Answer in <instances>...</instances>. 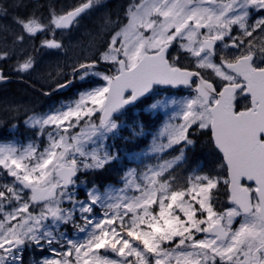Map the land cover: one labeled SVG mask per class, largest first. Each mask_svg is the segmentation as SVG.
<instances>
[{"label":"snow or ice","instance_id":"snow-or-ice-1","mask_svg":"<svg viewBox=\"0 0 264 264\" xmlns=\"http://www.w3.org/2000/svg\"><path fill=\"white\" fill-rule=\"evenodd\" d=\"M106 7L81 0L45 23L39 5L0 0V37L11 45L0 61L22 51L17 72L34 71L25 44L48 32L40 47L63 51L56 31ZM101 20L91 40L102 49L70 74L49 73L54 90L79 80L76 98L44 113L23 108L32 139L0 143V264H264V0H127ZM162 86L193 94L150 104L178 107L118 185L81 193L82 177L121 160L110 141L125 110ZM205 136L222 174L181 177Z\"/></svg>","mask_w":264,"mask_h":264},{"label":"rangeland","instance_id":"rangeland-1","mask_svg":"<svg viewBox=\"0 0 264 264\" xmlns=\"http://www.w3.org/2000/svg\"><path fill=\"white\" fill-rule=\"evenodd\" d=\"M6 2L8 0H5ZM13 1V0H12ZM16 2V0H14ZM118 1V6L116 9V13L121 12V10L124 8V6L127 4V0H117ZM80 3L78 0H59V9L63 11L66 7H72L76 4ZM106 10H92L93 12H90L87 14L85 19L79 21V24L76 25L74 28L71 30L67 31L65 36L61 38L60 41H62L65 44V50L60 51V50H55V49H46V48H41L38 43L35 40H30V46H29V53L32 55L34 49H38V51L42 52L43 57L39 58L37 56H34L36 59V68L35 70H38L36 73L34 71L30 72H18L19 75L27 74L29 76H32L33 78L35 75H38L39 79L43 80L46 79L49 83L46 86L54 85V81L50 78L49 73H53L54 71L58 69H63L65 72L66 68H71L72 64L78 60L81 59L82 57H92L93 55H96L98 50L102 49L103 47V42L100 40L95 41L94 43L91 40V37L95 34V32L100 28L102 20L101 18L107 13V7L105 8ZM48 20V19H47ZM46 20V21H47ZM2 37H0V41H2ZM29 45V44H28ZM27 47H24L26 49ZM22 51H17V57H16V62L13 64H10L13 68V70L17 71V62L18 59L21 55ZM6 66V65H5ZM62 78V77H61ZM78 82V85L76 89L71 93V95L67 96H62L59 98L51 99V98H44L43 102V109L40 111H36L39 113H44L49 111L52 108L59 107L62 103H68L71 102L73 99L76 98L78 92L81 90V82L79 80H76ZM25 90V88H23ZM28 90V96L24 97L30 98L34 97L35 98V93L31 92L29 89ZM25 94V93H24ZM191 90L189 89H161L160 94L156 97H153L150 99L149 102H144L142 103L139 107H134L126 112L120 117V120L122 122V131H121V136L117 137L116 140L110 141V143H115L116 141L118 142V139L126 140L124 138H128L132 136L133 132H140V126L143 125V134L142 135H137L135 138L137 139L138 143L142 145L145 141H149L146 145L139 147L138 150L134 151H128L125 150L124 155L126 156L125 158L127 159V164L125 167L121 170L120 175H122L123 171H125L128 167H135L136 163L133 159L132 156L133 154H140L142 152H146L148 147L152 143V137L156 135L160 129L163 126V123L169 119L170 115L174 114L175 109L178 106H173L169 105L167 108H157L154 110H150L149 105L152 103H155L156 100H180L182 97H187L191 95ZM16 98L14 96H8L4 94H0V129H1V134H4L0 138V143H8V142H15L17 144H24L27 143L32 139V132L24 131V134L15 133L13 135L8 134L9 128H7V132H5V126L7 120H11L12 118L15 117H20L18 116L19 113H23V108H31L35 105V102L31 101V105H28L26 102H18L15 101ZM37 107L40 106V101H37L36 103ZM19 109V111H17ZM147 113L148 119L146 122V126L143 121L139 120L140 115H143ZM142 117V116H141ZM12 124L11 130L16 131V127H13ZM9 127V126H8ZM126 130V132H124ZM13 137V138H11ZM16 137V138H14ZM206 139L205 137H202L200 139V144L198 143V147L204 151V154L208 156L210 159V163L207 165L204 159L203 152H200L198 157L196 158V155H194L195 148H192L190 151L187 152V162L184 164L183 168L186 167L187 163H191L190 167L186 169L183 172V177L184 176H191L194 172H200L203 170V172H209L213 171L216 173H221L222 174V169L219 167L220 165V158L218 155L211 153V151H206L205 147L203 146L204 140ZM132 145L135 146V139L132 141ZM137 145V144H136ZM118 147V146H117ZM123 149L120 150L121 154V159L123 158ZM147 160V157H145ZM205 163V164H204ZM123 166V164H121ZM96 175H90L86 177H82V180L85 181L84 185L80 186L79 191L83 193L85 191V186L90 185L91 183H95L97 185H100L96 181ZM10 179V178H9ZM120 183V180L116 182H108L106 184H102V186H106L109 184L112 185H118ZM83 198V196H81ZM223 199V197H221ZM69 236L73 239H78L82 238V234L69 231ZM29 255H39V253H30ZM43 255H52V253H49L45 251Z\"/></svg>","mask_w":264,"mask_h":264},{"label":"flooded vegetation","instance_id":"flooded-vegetation-1","mask_svg":"<svg viewBox=\"0 0 264 264\" xmlns=\"http://www.w3.org/2000/svg\"><path fill=\"white\" fill-rule=\"evenodd\" d=\"M78 1L81 2V0H78ZM13 2H15V1L14 0L13 1L8 0L6 3H13ZM25 2L39 5L40 12L44 18L45 23L47 22L46 20L48 19L49 12H51V11L63 12L65 10H71L73 7H75L79 4L78 3L72 7H66L63 11H61L59 9V0H25ZM105 3L107 4V13L108 14L116 13V9L118 6L117 0H105ZM102 10L105 11L106 9L103 8ZM24 11L25 10L22 9L21 14H23L22 12H24ZM90 12H93V11L91 10L88 13H90ZM88 13L83 14L82 17L80 18V21L85 19V17L87 16ZM8 23H10V21ZM67 31H69V30H66V31L57 30L56 34H55V38L57 40H61V38L63 36H65ZM47 38H51V34L48 32H45V33L39 34L38 37L33 39V40H35L38 43V45L40 46L41 41H43L44 39H47ZM3 46L11 47L10 43L6 44L4 39H2V41H0V47H3ZM29 46H30L29 42L27 44H25V46H24V47H27L25 49L27 52L29 51ZM21 55H23V52H21ZM32 55L37 56L39 58L43 57L42 52L38 51L37 48L33 50ZM16 57H17V55L14 56L13 58L7 60L6 62L0 61V70H2L8 77V80L0 82V94H4V95H8V96H14L16 98L15 101H18L19 103L24 101L28 105H31V101L35 102V105L32 107L33 110H35V111H40L43 109L44 98L55 99V98H59L62 96L71 95V93L76 89V87L78 85V82L74 81L73 84H71L66 90H58V89L54 90V85L46 86V85H48L49 82L46 79H43V80L39 79L38 75H35L34 78L32 76L27 75L26 73L23 75H19V73L17 71L13 70V68L10 67L11 66L10 64H13L14 62H16V60H15ZM35 72L37 73L38 70H35ZM65 73L70 74L71 68L67 67L65 70ZM23 88H25V90ZM27 89H29L31 92L36 94L35 98L34 97H30V98H26V99L24 98V97L28 96V90ZM46 93H50V94H46ZM37 101H40L39 107H37V105H36ZM149 101H150V99L146 100L145 102H149ZM141 104L142 103H138L137 104L138 107ZM128 110H130V109L125 110V112ZM130 111H132V110H130ZM18 116H20V117L12 118L10 121L7 120V122H6L5 132H7V128H9V130H8L9 135H13V134L19 133V132H21V134H24V131H28L27 127H25L22 123L21 117L23 116V113H19ZM148 116L149 115L147 113L140 115L139 120L143 121L144 124L146 125L147 120H149ZM12 124L17 125L16 131L11 130L10 126ZM0 132H1V129H0ZM29 132H31V131L29 130ZM3 135L4 134L0 133V138ZM11 138H13V137H11ZM14 138H16V137H14ZM205 157H206L205 160L210 163V159L207 156H205Z\"/></svg>","mask_w":264,"mask_h":264},{"label":"trees","instance_id":"trees-1","mask_svg":"<svg viewBox=\"0 0 264 264\" xmlns=\"http://www.w3.org/2000/svg\"><path fill=\"white\" fill-rule=\"evenodd\" d=\"M130 109V108H129ZM146 126V125H145ZM124 132H126V130H124ZM149 141H145L142 145H140L137 141V139L135 138V146L132 145L133 142H129L128 140H122L121 138L118 139V142L116 141V145L118 146L119 151L121 149H123V158L116 162L115 165L113 167L108 168L106 171L99 173L96 175V181L102 185V184H106L108 182H116L118 181L119 177H120V173L121 170L125 167V165L127 164V159L125 158L126 156L124 155L125 150L128 151H134V150H138L139 147L141 148V146H144L148 143ZM200 142V141H199ZM200 144V143H199ZM203 146L205 147L206 151H211V153H214L216 155L219 156L218 153H216V151L209 145L208 143V138L206 137V139L204 140V144ZM200 152H203L204 155V159H206L204 154V151H202V149L200 147H198V145L195 148L194 151V155H196V158L198 157V155L200 154ZM208 157V156H207ZM123 164V166L121 165ZM136 166V163H134ZM205 164V163H204ZM206 164L208 165V162H206ZM191 163H187L185 168H181L178 172V175H180L181 177H183V172L188 169L190 167Z\"/></svg>","mask_w":264,"mask_h":264},{"label":"water","instance_id":"water-1","mask_svg":"<svg viewBox=\"0 0 264 264\" xmlns=\"http://www.w3.org/2000/svg\"><path fill=\"white\" fill-rule=\"evenodd\" d=\"M7 80H8V79H7ZM0 82H3V81H0ZM69 86H70V85H69ZM69 86H68V87H69ZM68 87H67V88H68ZM67 88H64V89H58V90H66ZM175 89H177V88H175Z\"/></svg>","mask_w":264,"mask_h":264},{"label":"bare ground","instance_id":"bare-ground-1","mask_svg":"<svg viewBox=\"0 0 264 264\" xmlns=\"http://www.w3.org/2000/svg\"><path fill=\"white\" fill-rule=\"evenodd\" d=\"M23 13V12H22ZM17 89V88H16ZM19 94V93H18Z\"/></svg>","mask_w":264,"mask_h":264}]
</instances>
